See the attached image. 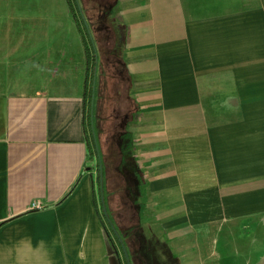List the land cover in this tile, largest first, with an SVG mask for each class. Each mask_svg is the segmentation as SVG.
I'll return each mask as SVG.
<instances>
[{
    "label": "crops",
    "instance_id": "obj_1",
    "mask_svg": "<svg viewBox=\"0 0 264 264\" xmlns=\"http://www.w3.org/2000/svg\"><path fill=\"white\" fill-rule=\"evenodd\" d=\"M81 1L109 38L98 113L121 95L105 153L92 111L114 229L87 142L92 64L64 52V2L0 0V264H127L118 236L130 264H264V0Z\"/></svg>",
    "mask_w": 264,
    "mask_h": 264
},
{
    "label": "rangeland",
    "instance_id": "obj_2",
    "mask_svg": "<svg viewBox=\"0 0 264 264\" xmlns=\"http://www.w3.org/2000/svg\"><path fill=\"white\" fill-rule=\"evenodd\" d=\"M79 1H80V4H81L83 10L85 11V9H84V7L82 5V1L81 0H79ZM103 1L107 2L108 0H102V3H104ZM109 1L114 2V0H109ZM63 2L64 3H63L62 10H58V14H59V18H60V16L63 18V25H64V52H73V53L74 52H84L82 44H81V38H80L81 36L79 35V32H78V30L76 28V24L74 22V18L72 16L71 7H70V6H72L74 8L75 16L78 19L79 11L77 9V1L74 2L72 0L70 2V1H67V0H63ZM102 3L97 1V5L98 6L102 5L101 7L98 8V10H101L103 12L105 10V7L103 6ZM98 10H96V9L93 10V14H92V18L93 19L94 18L98 19V18L102 17L103 14H99ZM60 11H62V12H60ZM34 12L38 13V12H41V10L39 9L38 6L33 5V13ZM91 13H92V11L90 10L89 14H88V17H89V15H91ZM112 16L113 17L115 16V12L112 14ZM101 19H104V17L101 18ZM108 23H110V22H108ZM98 27H91V33H92V36H93L94 41H95V47H96L97 52L98 53L100 52L99 54H102V52H104L103 50L108 46L109 38L107 37L106 34L104 36H101L99 34L97 35L98 32L102 31V30H98ZM104 27H105V25H104ZM95 33H96V36L98 38L97 40L94 37ZM87 37L88 36L86 35V38ZM121 46H122V38L119 37L117 39L114 52L120 53ZM88 47H89V50H91V52H94V48L93 47H92V49H91V47L89 45H88ZM106 54H107V52H106ZM69 59H70V55L66 56L65 57V62H66V60L68 61ZM71 59H72V57H71ZM76 60H78V59L76 58ZM99 61L101 63V58H99ZM79 68L80 67H79V64H78V65H74L73 67L68 69V71L70 73L64 79L62 84H61L60 80L58 79V84H60L64 88V91H70V92L74 91L76 86L79 84V81L81 82V80L84 78V73L79 71ZM107 73H109V72H107ZM101 76H102V71H101V67H100L99 71H98V82L96 83L97 89H96L95 110H96V115L97 114L99 115V113H100L101 114L100 116L104 120L102 125L99 128V132H100V140H101V142H100L101 146L100 147H102V149H103L102 151H103V153H105L104 149L106 147L105 146L106 145V137L110 133V130L108 129V125L111 122L116 121L117 123H116V126H115L116 128L115 129H117L116 131L120 132L121 131L120 128L122 126V122L123 121H121L120 119L115 118L116 114L121 116V113L113 112L114 111L113 109L115 108V106H117L116 102L118 101V99H119V97L121 95L117 94L115 96L111 87H109L107 89V91H106L108 98L105 99V98L102 97V102L104 104L102 105V111H99V113H98V103H99V96H100L99 94H101V88H99L100 80L102 78ZM54 83H55L54 81L50 82V85L53 88L55 87ZM103 90H104V86L102 87V91ZM118 91L122 92V88L119 89V87H118ZM114 98H115V100H114ZM105 100L107 101L106 104L104 102ZM124 138H125V141H124V145L123 146L125 147L126 151H130L132 149V147H133V144H132V139H131L132 137L130 136L129 130H128V134L127 135H126V133L124 134ZM98 145H99V143H98ZM102 160L104 161L103 157H102ZM103 164H104V162H103ZM95 168H96V172L93 175L96 178L97 174H98L96 165H95ZM130 178L134 179V176L131 174ZM108 214L110 215L109 212H108Z\"/></svg>",
    "mask_w": 264,
    "mask_h": 264
},
{
    "label": "trees",
    "instance_id": "obj_3",
    "mask_svg": "<svg viewBox=\"0 0 264 264\" xmlns=\"http://www.w3.org/2000/svg\"><path fill=\"white\" fill-rule=\"evenodd\" d=\"M67 1H72V0H67ZM74 2L77 1V9L79 11V17L77 19V17L75 16V11L74 8L72 6L71 7V13L73 18L75 19L77 26L79 28V33L81 36V42H82V46L87 58V62L91 65V67L88 68V72L86 73V88H85V95L87 98V104H88V116H87V127H88V136H87V142H88V149H89V155L93 156L95 155L96 160H97V177H96V181H95V185H96V191L99 195V204L96 205L97 211L100 214L101 213V222L102 224H105V222L111 226L112 229H114L113 226V222L111 220V218L108 215L107 209H106V205H105V197H104V164L102 161V155L99 149V145H98V140H97V136L94 133V124H93V108H94V102H95V97H96V83L98 82V70H99V59H98V52L96 50L95 47V41L94 38L92 36L91 33V27L89 25V21L87 19V13L86 11L83 10L82 7H80V1L79 0H73ZM78 20V21H77ZM83 24V28H81L80 25ZM81 28V29H80ZM86 35L88 36L86 38ZM88 45L94 48V52H91V50H89ZM101 168V170H100ZM93 184H94V180H92ZM102 199H103V203H102ZM105 209V211H104ZM104 217L106 219V221H104ZM103 218V219H102ZM107 235L109 236V233L107 232ZM116 236H118V234L115 233ZM109 239L112 241V239L109 236ZM118 241L123 249L124 252V259L126 261L127 264L128 260H129V256H128V251L124 245V243L122 242V240L119 238L118 236ZM113 242V241H112ZM114 243V242H113ZM114 245V244H113Z\"/></svg>",
    "mask_w": 264,
    "mask_h": 264
},
{
    "label": "built area",
    "instance_id": "obj_4",
    "mask_svg": "<svg viewBox=\"0 0 264 264\" xmlns=\"http://www.w3.org/2000/svg\"><path fill=\"white\" fill-rule=\"evenodd\" d=\"M32 209H40V206L35 204V205L32 206Z\"/></svg>",
    "mask_w": 264,
    "mask_h": 264
},
{
    "label": "water",
    "instance_id": "obj_5",
    "mask_svg": "<svg viewBox=\"0 0 264 264\" xmlns=\"http://www.w3.org/2000/svg\"><path fill=\"white\" fill-rule=\"evenodd\" d=\"M100 170H101V168H100ZM104 211H105V209H104ZM128 263H129V260H128ZM130 264V263H129Z\"/></svg>",
    "mask_w": 264,
    "mask_h": 264
}]
</instances>
